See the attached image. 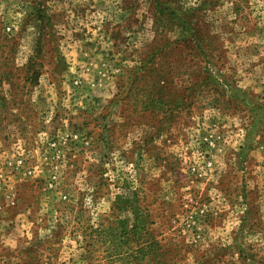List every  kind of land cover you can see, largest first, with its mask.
<instances>
[{
  "label": "clouds",
  "instance_id": "clouds-1",
  "mask_svg": "<svg viewBox=\"0 0 264 264\" xmlns=\"http://www.w3.org/2000/svg\"><path fill=\"white\" fill-rule=\"evenodd\" d=\"M166 7L0 0V264H264V0Z\"/></svg>",
  "mask_w": 264,
  "mask_h": 264
},
{
  "label": "rangeland",
  "instance_id": "rangeland-1",
  "mask_svg": "<svg viewBox=\"0 0 264 264\" xmlns=\"http://www.w3.org/2000/svg\"><path fill=\"white\" fill-rule=\"evenodd\" d=\"M166 3L167 0H153L154 7L160 13L161 18L170 16L169 10L166 7Z\"/></svg>",
  "mask_w": 264,
  "mask_h": 264
}]
</instances>
